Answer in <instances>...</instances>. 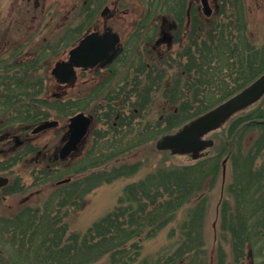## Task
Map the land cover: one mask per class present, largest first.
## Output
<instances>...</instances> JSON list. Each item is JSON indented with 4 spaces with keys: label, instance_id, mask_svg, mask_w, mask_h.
<instances>
[{
    "label": "trees",
    "instance_id": "16d2710c",
    "mask_svg": "<svg viewBox=\"0 0 264 264\" xmlns=\"http://www.w3.org/2000/svg\"><path fill=\"white\" fill-rule=\"evenodd\" d=\"M144 1V17L172 19L168 29L161 24V44L170 42L161 48V64L143 60L157 57L149 51L160 32L158 24L140 22L129 39L132 45L125 44L118 59L96 73L100 77L82 95H51L46 83L52 77L40 74L43 51L23 53L21 46L0 53V174L30 163L31 186L52 185L44 202L0 216V264H213L204 243L205 203L226 161L232 176L219 207L215 264H246L251 257L264 264V124L253 122L264 119V97L215 132L219 142L208 150L215 151L197 160L190 157L187 163H161L128 183L117 205L84 233L69 227L68 214L85 204L87 194L140 171L141 162H130L134 149L207 112L264 72V41L258 44L249 35L244 0H218L209 18L195 5L189 9V0ZM131 57L137 59L131 63ZM147 64L153 65L150 70ZM143 68L146 78L139 77ZM124 69L128 71L119 81ZM132 69V86L123 85ZM160 87L164 118L147 120L142 127L139 122ZM79 112L94 118L93 146L79 157L61 161L56 151L48 155L27 134L54 116L69 118ZM249 131L257 136L245 152L242 141ZM22 134L26 136L20 138ZM28 188L16 176L0 194ZM186 206L175 249L144 257V243L176 222ZM175 232L172 228L169 236Z\"/></svg>",
    "mask_w": 264,
    "mask_h": 264
},
{
    "label": "rangeland",
    "instance_id": "374dc122",
    "mask_svg": "<svg viewBox=\"0 0 264 264\" xmlns=\"http://www.w3.org/2000/svg\"><path fill=\"white\" fill-rule=\"evenodd\" d=\"M41 5L45 8H39L37 12H25V3L23 0H0V51L7 52L9 49H21L23 53L32 50L35 54L43 53V67L40 71L41 76L52 77L51 70L58 60L66 59L70 49L78 43L84 34L92 31L94 28L102 30L103 20L100 17L101 9L95 8L90 0H40ZM246 11L248 13L249 35L258 44L264 41V0H244ZM211 7L215 9L218 0H210ZM146 2L144 0H121L118 8L119 19L109 23V26L120 33L121 42L123 45L129 43V33L132 28V22H135L143 15ZM201 6L199 1L198 6ZM33 2L31 3V7ZM199 6V8H200ZM33 9V8H31ZM201 10V9H200ZM126 12V15L122 13ZM91 12V13H90ZM202 12V11H201ZM36 15L37 17H34ZM92 15V17H90ZM89 16V17H88ZM97 19L99 22L97 23ZM171 19V18H170ZM160 26L161 23H156ZM143 45V44H141ZM12 47V48H11ZM177 48V47H176ZM45 50V51H44ZM43 51V52H42ZM46 52V53H45ZM128 70H121L117 79L121 81L124 78V73ZM131 71V70H129ZM135 72L129 74L130 82ZM95 73L86 72L78 73V79L74 87L62 88L54 80L46 83L53 92H64L66 97H75L82 95L93 86L94 80L98 79ZM104 77V76H103ZM128 78V77H127ZM53 79V77H52ZM127 82H121L123 85ZM157 90V89H155ZM153 100L151 101L150 113L145 114L139 124L142 127L147 124V120L164 118L161 107V87L158 91L153 92ZM60 124L57 128H51L43 131L40 134H32L27 132L33 142L50 155L60 145V140L66 131L68 118L56 117ZM140 126V127H141ZM96 128H102L97 125ZM178 129V128H177ZM174 129L172 132L176 131ZM171 133V132H168ZM166 134V133H165ZM22 134L20 138H24ZM26 136V135H25ZM161 135L157 136L148 142L143 143L140 147L134 149L130 156V162H141L143 165L140 171L132 178H121L109 184H103L97 187L92 192L85 196V204L79 205L77 209L71 210L68 214V223L72 231L84 233L95 221L103 217L111 211L118 203L122 195L124 187L133 181L139 180L145 176L150 170L161 166V163H169L170 160L174 163L189 162L188 156L173 155L158 151L156 141ZM257 136L256 131H249L243 141V149L247 152ZM209 138L219 142L215 133H212ZM93 146L92 132L89 134L84 152ZM214 150V149H213ZM208 151V152H213ZM215 151V150H214ZM207 152V153H208ZM166 161V162H164ZM33 165V164H32ZM30 163H21L14 168L13 173H2L9 176L11 182L16 176H21L26 181L29 187L24 193H17L8 196L0 194V216L7 217L24 206H36L44 202L52 190V185L31 186L33 179L30 176L32 166ZM224 170V171H223ZM232 176V168L229 162L226 161L225 167L211 187L210 193L207 196L205 203V219L203 225L204 243L208 251L210 261L215 264L218 248L219 235V207L226 196V186L230 182ZM196 202V201H194ZM196 204V203H195ZM193 204V205H195ZM186 206L179 212L177 221L161 230L155 237L144 243L143 256L147 258H156L173 251L178 245L180 222L185 218L187 210ZM176 229L173 237L169 236L170 230ZM228 252L229 245L223 242ZM261 258H248L246 264H259Z\"/></svg>",
    "mask_w": 264,
    "mask_h": 264
},
{
    "label": "water",
    "instance_id": "95a60500",
    "mask_svg": "<svg viewBox=\"0 0 264 264\" xmlns=\"http://www.w3.org/2000/svg\"><path fill=\"white\" fill-rule=\"evenodd\" d=\"M203 11L210 16L213 9L209 0H201ZM120 35L110 27L104 31L87 32L79 42L70 49L67 59L58 60L51 70L57 83L73 87L77 80V70L99 69L108 67L120 54ZM61 93H53L60 97ZM264 95V73L236 95L220 103L213 109L188 121L173 133L162 135L156 141L160 151H170L173 155H191L197 159L200 153L213 145L212 139L203 137L221 127L235 113L258 101ZM93 123V117L79 112L69 118L68 129L61 138L58 154L61 160L82 153L87 136ZM58 120H46L32 129L38 134L45 130L58 127ZM69 179L58 183L68 182ZM9 178L0 175V189L8 185Z\"/></svg>",
    "mask_w": 264,
    "mask_h": 264
},
{
    "label": "flooded vegetation",
    "instance_id": "af4514ba",
    "mask_svg": "<svg viewBox=\"0 0 264 264\" xmlns=\"http://www.w3.org/2000/svg\"><path fill=\"white\" fill-rule=\"evenodd\" d=\"M24 1V3H25V9H26V11L25 12H33V11H35V12H37L38 10H39V8H45V6H44V4H42L41 5V1L40 0H23ZM190 1V4H189V9H190V7H192L193 5H195V7H197V8H199V6H198V3H199V1H200V3H201V6H200V8L199 9H201L200 11H202L201 13L202 14H204V12H203V8H202V2H201V0H189ZM33 2V6L31 7V3ZM90 2V4L91 3H93V5L94 6H96L95 8H100L101 9V12H100V17H101V19L103 20V27H102V30H100V29H98V28H94L92 31H99V32H102V31H104V29L105 28H107V27H110L113 31H115L114 29H113V27H111V26H109V23L110 22H112V21H115L116 19H119L120 18V16H121V14H119V11H118V8H119V6H120V4H121V0H90L89 1ZM209 3H210V0H209ZM31 8H33V9H31ZM91 13V12H90ZM122 13H124L125 15H126V12L125 11H123ZM144 13V12H143ZM187 14H188V16L190 15V10L187 12ZM34 17H37L36 15H34ZM89 17V16H88ZM90 17H92V15H90ZM187 19H189V18H187ZM170 21H172V19H170V18H166V17H144L143 15L142 16H140L135 22H132V28H131V31H130V33H129V39H131V38H133L134 36H135V26L138 24V23H140V22H146V23H161L162 24V26H163V28L165 27V29H168L169 28V26H170V24H171V22ZM97 23L99 22V20L97 19V21H96ZM170 22V23H169ZM161 24H160V26H159V33L155 36V40L153 41V42H149L150 43V45L153 47V50L152 51H149L150 53L152 52L153 54H157V57L156 58H153V57H150V56H146V57H144L143 58V60H146V62L147 63H150V61L149 60H151V61H159L160 62V64H161V48L162 49H165V48H167V45H169L170 44V42H167V43H165V44H161ZM176 26L177 25H174V28H176ZM148 28H150V26H147L146 27V29H148ZM163 30V34H165L166 32L165 31H167V30ZM170 30H172V29H170ZM91 32V31H90ZM115 32H117V31H115ZM119 35H120V33L119 32H117ZM85 35V34H84ZM171 38H169L168 40H170V41H172L173 40V34H172V32H171ZM120 39H122L121 38V35H120ZM80 40V39H79ZM78 40V41H79ZM121 45H122V47H121V51H120V54L117 56V58L110 64V65H112L117 59H118V57L121 55V53L123 52V49H124V45L122 44V42H121ZM2 51H0V53H1ZM143 53L145 52V51H142ZM137 59V58H136ZM135 58H132L131 57V59H130V62L132 63V62H134V60H136ZM109 65V66H110ZM148 66H149V64H147ZM108 66V67H109ZM153 66V65H152ZM152 66H149L148 67V70H150V68L152 67ZM107 67V68H108ZM107 68H104V69H102V68H99V69H95V68H92V69H88V70H83V69H78L77 70V73H79V72H82V73H86V72H91V73H98V72H103L104 70H106ZM143 71H142V73H141V75L139 76L140 78H143V77H148V72H144V68L142 69ZM134 72V70L132 69L131 71H130V73L131 72ZM135 74V73H134ZM159 81H160V85H161V78L159 79ZM132 82H133V80H131L130 82H127V84H126V86L127 85H130V86H132ZM60 87H62V88H66V85H59ZM264 97V96H263ZM262 97V98H263ZM262 100V99H261ZM249 109V108H248ZM247 110V109H246ZM67 129V128H66ZM216 131H219V130H216ZM216 131H213V132H211L208 136H210L212 133H215ZM207 136V137H208ZM208 152V150H206L205 152H203L202 153V155L201 156H203L205 153H207ZM224 171V170H223Z\"/></svg>",
    "mask_w": 264,
    "mask_h": 264
}]
</instances>
